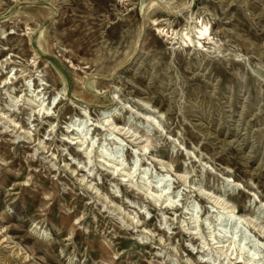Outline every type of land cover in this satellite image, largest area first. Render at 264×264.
I'll list each match as a JSON object with an SVG mask.
<instances>
[{
    "label": "rangeland",
    "instance_id": "obj_1",
    "mask_svg": "<svg viewBox=\"0 0 264 264\" xmlns=\"http://www.w3.org/2000/svg\"><path fill=\"white\" fill-rule=\"evenodd\" d=\"M0 264H264V0H0Z\"/></svg>",
    "mask_w": 264,
    "mask_h": 264
},
{
    "label": "bare ground",
    "instance_id": "obj_2",
    "mask_svg": "<svg viewBox=\"0 0 264 264\" xmlns=\"http://www.w3.org/2000/svg\"><path fill=\"white\" fill-rule=\"evenodd\" d=\"M207 32H208V28L206 26L199 30V32L197 33V36H198V39H199L200 42H201V40L205 39V36L207 35Z\"/></svg>",
    "mask_w": 264,
    "mask_h": 264
},
{
    "label": "water",
    "instance_id": "obj_3",
    "mask_svg": "<svg viewBox=\"0 0 264 264\" xmlns=\"http://www.w3.org/2000/svg\"><path fill=\"white\" fill-rule=\"evenodd\" d=\"M170 13H171V12H170ZM144 34H145V28H144V26H143L142 34H141V37H140V40H139V44H138V45L141 44L142 39H143V37H144Z\"/></svg>",
    "mask_w": 264,
    "mask_h": 264
}]
</instances>
